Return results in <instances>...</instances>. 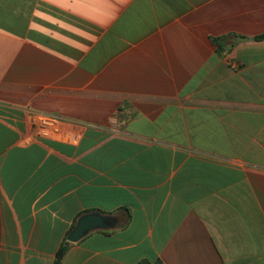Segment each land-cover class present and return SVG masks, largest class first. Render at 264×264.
I'll return each mask as SVG.
<instances>
[{
	"label": "crops",
	"instance_id": "1",
	"mask_svg": "<svg viewBox=\"0 0 264 264\" xmlns=\"http://www.w3.org/2000/svg\"><path fill=\"white\" fill-rule=\"evenodd\" d=\"M261 35L264 0H0V264L90 213L61 264H264Z\"/></svg>",
	"mask_w": 264,
	"mask_h": 264
},
{
	"label": "water",
	"instance_id": "2",
	"mask_svg": "<svg viewBox=\"0 0 264 264\" xmlns=\"http://www.w3.org/2000/svg\"><path fill=\"white\" fill-rule=\"evenodd\" d=\"M247 41L249 39H239V41ZM111 219L106 216H102L98 213H90L82 216L76 227L71 231L67 237V241L70 243H76L82 239L88 232L97 228H107L109 227Z\"/></svg>",
	"mask_w": 264,
	"mask_h": 264
},
{
	"label": "trees",
	"instance_id": "3",
	"mask_svg": "<svg viewBox=\"0 0 264 264\" xmlns=\"http://www.w3.org/2000/svg\"><path fill=\"white\" fill-rule=\"evenodd\" d=\"M258 40H264V35H261L257 38ZM214 43L217 44V41L216 40H213ZM218 48H219V45H218ZM69 242L66 240H64L63 244L61 245V247L59 248L57 254H56V257H55V260H54V263L53 264H61L62 263V260L69 248ZM140 264H162L161 261H155L154 263H150V262H142Z\"/></svg>",
	"mask_w": 264,
	"mask_h": 264
},
{
	"label": "built area",
	"instance_id": "4",
	"mask_svg": "<svg viewBox=\"0 0 264 264\" xmlns=\"http://www.w3.org/2000/svg\"><path fill=\"white\" fill-rule=\"evenodd\" d=\"M55 122V119H49L46 117L39 116L37 123L41 126H51Z\"/></svg>",
	"mask_w": 264,
	"mask_h": 264
}]
</instances>
